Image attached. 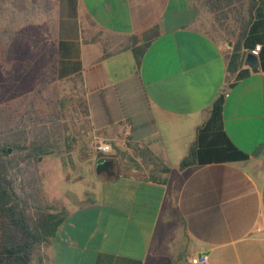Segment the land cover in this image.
Segmentation results:
<instances>
[{
    "label": "crops",
    "instance_id": "0c3cea01",
    "mask_svg": "<svg viewBox=\"0 0 264 264\" xmlns=\"http://www.w3.org/2000/svg\"><path fill=\"white\" fill-rule=\"evenodd\" d=\"M48 1L52 73L77 88L90 143L43 180L63 213L44 264H264V0L223 45L201 0Z\"/></svg>",
    "mask_w": 264,
    "mask_h": 264
},
{
    "label": "trees",
    "instance_id": "16d2710c",
    "mask_svg": "<svg viewBox=\"0 0 264 264\" xmlns=\"http://www.w3.org/2000/svg\"><path fill=\"white\" fill-rule=\"evenodd\" d=\"M200 4L212 21L223 28H229L226 21L231 16L235 28L229 34L239 38L251 19L255 0H201ZM50 10L48 0H0V50L11 62L7 68L0 65V103L27 93L40 81L43 71L53 75ZM146 45L136 49L138 58ZM239 64L238 48L234 46L228 57L227 71L234 73ZM41 79V84L47 82L46 76ZM80 103L84 107L82 99ZM20 105L21 102H17L16 107ZM9 115L4 118L0 112V264H44L42 249L49 246L63 213L47 206L35 187L17 192L9 174L11 165L17 162H13L14 157L8 155L7 148L24 151L20 161L36 160L49 151L34 140L25 145L26 132L16 125L10 126ZM195 157L194 144H191L179 169L192 166Z\"/></svg>",
    "mask_w": 264,
    "mask_h": 264
},
{
    "label": "rangeland",
    "instance_id": "374dc122",
    "mask_svg": "<svg viewBox=\"0 0 264 264\" xmlns=\"http://www.w3.org/2000/svg\"><path fill=\"white\" fill-rule=\"evenodd\" d=\"M203 11L204 15L199 20L198 27L223 45L225 40L232 37L229 33L231 30L234 31V21L230 16L226 21L229 28L226 29L214 23L211 16L205 10ZM30 56L31 53L28 59ZM10 63L3 51L0 50V65L7 68ZM41 74L40 81L43 76L47 78L45 84H41L40 81L36 82L33 88L27 93L25 92L26 94L22 93L16 98L2 101L0 112L4 118H6L5 115L10 114V117H7L10 126L16 125L17 129L26 132L27 141L25 145L34 140L49 151L47 155L40 156L36 160L20 161L18 159L24 155V151L8 147L10 148L8 155L14 157L13 162H17V164L11 165L9 174L17 192L20 193L22 190L26 192L35 187L39 189V194L45 204L54 210L53 203L49 199L51 196L50 189L47 188V184L43 180L46 179L49 182L61 172L65 178L69 176L68 168L62 167L65 164L63 160L67 161V155L70 153L66 147L74 144L84 147L90 143V139L86 132L82 133L81 126L84 129V119L81 111L79 112L80 115L78 114V111L81 110V103L80 96L74 90L77 88H73L69 82L56 80L49 71H43ZM17 102H21L20 108L16 107ZM58 162L60 164H57ZM46 164L50 167H44ZM52 164L55 165L52 167ZM58 184L64 186L63 189L60 188L61 190H65L68 185L62 181ZM48 187H50L49 184ZM55 191L56 189H53V192ZM47 247L42 249L44 256Z\"/></svg>",
    "mask_w": 264,
    "mask_h": 264
},
{
    "label": "built area",
    "instance_id": "2783aa9c",
    "mask_svg": "<svg viewBox=\"0 0 264 264\" xmlns=\"http://www.w3.org/2000/svg\"><path fill=\"white\" fill-rule=\"evenodd\" d=\"M259 46H255L252 50L253 54H256ZM93 148L97 153L107 154L110 152V144L100 135L94 134L92 138ZM188 264H207L206 256L203 254L190 256L187 259Z\"/></svg>",
    "mask_w": 264,
    "mask_h": 264
},
{
    "label": "water",
    "instance_id": "95a60500",
    "mask_svg": "<svg viewBox=\"0 0 264 264\" xmlns=\"http://www.w3.org/2000/svg\"><path fill=\"white\" fill-rule=\"evenodd\" d=\"M245 62H247L249 65L254 66L255 65V57L252 54L248 53L246 55ZM9 152H10V148H7V153H9Z\"/></svg>",
    "mask_w": 264,
    "mask_h": 264
}]
</instances>
